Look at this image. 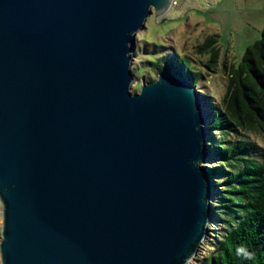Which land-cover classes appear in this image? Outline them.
<instances>
[{"label":"water","instance_id":"water-1","mask_svg":"<svg viewBox=\"0 0 264 264\" xmlns=\"http://www.w3.org/2000/svg\"><path fill=\"white\" fill-rule=\"evenodd\" d=\"M175 0H0L2 264H189L213 223L206 112L132 53Z\"/></svg>","mask_w":264,"mask_h":264},{"label":"trees","instance_id":"trees-1","mask_svg":"<svg viewBox=\"0 0 264 264\" xmlns=\"http://www.w3.org/2000/svg\"><path fill=\"white\" fill-rule=\"evenodd\" d=\"M218 40L217 33L208 35L192 55L173 53L165 45L144 49L156 55L148 62L158 74L169 71L194 82L206 112L208 147L215 163L208 167L216 189V227L211 228L214 236L209 234L214 238L212 250L200 264H264V143L245 135L264 134V28L238 65L225 61L227 84L216 99L201 90L203 81L220 70ZM241 246L250 258L237 254Z\"/></svg>","mask_w":264,"mask_h":264},{"label":"rangeland","instance_id":"rangeland-1","mask_svg":"<svg viewBox=\"0 0 264 264\" xmlns=\"http://www.w3.org/2000/svg\"><path fill=\"white\" fill-rule=\"evenodd\" d=\"M159 17L161 20L156 22L153 12L148 17L145 28L138 31L136 50L132 53L131 69L137 77L131 85L132 91H140L143 80L148 82L150 77H158L148 62L154 60L156 55H148L150 51H145V47L152 49L154 46L165 45L167 50L173 53L192 55L195 54L197 44L208 35L217 33L221 50L220 70L203 81L201 91H208L210 95L213 94L219 99L224 94L227 84V74L222 71L225 61L238 65L246 55L247 47L261 37L264 28V0H175L171 8ZM245 135L264 143L263 133L245 132ZM214 164V160L209 157L206 165ZM2 209L3 205L0 202V240ZM215 227L216 223L213 221L211 228ZM210 233L214 236L212 230ZM211 236L202 244L197 259L189 264H200V259L212 250L210 243L214 238Z\"/></svg>","mask_w":264,"mask_h":264},{"label":"clouds","instance_id":"clouds-1","mask_svg":"<svg viewBox=\"0 0 264 264\" xmlns=\"http://www.w3.org/2000/svg\"><path fill=\"white\" fill-rule=\"evenodd\" d=\"M237 254L249 258L251 256V253L248 251V249L243 246L237 248Z\"/></svg>","mask_w":264,"mask_h":264},{"label":"bare ground","instance_id":"bare-ground-1","mask_svg":"<svg viewBox=\"0 0 264 264\" xmlns=\"http://www.w3.org/2000/svg\"><path fill=\"white\" fill-rule=\"evenodd\" d=\"M208 151H209V154L211 155L210 150H208Z\"/></svg>","mask_w":264,"mask_h":264}]
</instances>
